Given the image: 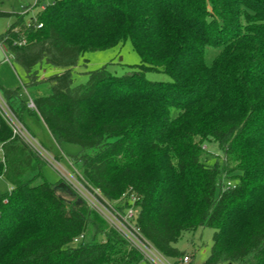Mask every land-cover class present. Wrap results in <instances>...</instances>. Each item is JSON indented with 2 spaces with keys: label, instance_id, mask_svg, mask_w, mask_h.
<instances>
[{
  "label": "trees",
  "instance_id": "1",
  "mask_svg": "<svg viewBox=\"0 0 264 264\" xmlns=\"http://www.w3.org/2000/svg\"><path fill=\"white\" fill-rule=\"evenodd\" d=\"M0 17H15L0 44L28 85L50 87L35 109L18 90L2 89L5 101L29 130L36 118L58 145L81 148L70 160L88 188L122 213L135 207L139 232L167 258L186 255L183 234L211 228L202 264H264V0H53L28 24ZM128 40L137 70L104 66L74 85L81 55ZM207 48L219 50L211 65ZM157 71L170 80L146 77ZM213 144L222 166L208 165ZM0 145L12 188L0 193V264L145 262L74 191L56 190L1 113Z\"/></svg>",
  "mask_w": 264,
  "mask_h": 264
},
{
  "label": "rangeland",
  "instance_id": "2",
  "mask_svg": "<svg viewBox=\"0 0 264 264\" xmlns=\"http://www.w3.org/2000/svg\"><path fill=\"white\" fill-rule=\"evenodd\" d=\"M53 0H0V11L12 14H22L25 16V22L28 24L32 19H35L38 13L43 7L51 4ZM15 17H0V36L4 34L9 26L13 24ZM219 50L214 48H207L206 61L211 65L215 59V56ZM11 58L10 61H6V58ZM140 55L133 49L130 40L126 41L119 46L108 49L105 51L87 52L81 55L78 60V64L74 69L75 82L74 85L84 84L88 81V72L100 69L106 66L109 72L113 75L122 76L138 69L141 65ZM46 66H43L40 74L43 75L42 79L49 77L52 74L51 69L45 71ZM146 77L151 81H169L170 77L162 72H148ZM0 80H3L2 84H7L10 88L15 87L20 92V96L27 102L30 99H35L40 94H48L50 87L47 83H41L36 86H29L28 78L25 69L16 63L9 53H5L3 47L0 44ZM2 89L0 88V91ZM0 95L3 94L0 92ZM178 114L176 109L172 110V116L175 117ZM25 120V119H24ZM29 127L26 128L30 131V134L34 139L42 146L43 150L48 153L49 156L56 159L50 160L44 158L45 166L43 168L44 177L52 182L56 183L60 180L61 183L66 184L70 189H74L73 185L63 177L64 170L72 171L71 156L78 154L81 148L72 144L58 145L50 135L44 124L36 119L32 118L29 122ZM26 125V124H24ZM204 150L209 153L208 165L214 167L216 165H223V156L220 149L216 144L206 145ZM46 157V156H45ZM77 172L74 174L75 178L80 180V171L78 166H74ZM228 181H224L225 185ZM9 183L1 178L0 179V193L10 190ZM214 230L211 228L199 229L194 233H185L182 238L175 244V247L185 252L191 259L190 264H202L210 255L211 247L213 244ZM173 261H177L174 260ZM142 264H148L143 262Z\"/></svg>",
  "mask_w": 264,
  "mask_h": 264
},
{
  "label": "built area",
  "instance_id": "3",
  "mask_svg": "<svg viewBox=\"0 0 264 264\" xmlns=\"http://www.w3.org/2000/svg\"><path fill=\"white\" fill-rule=\"evenodd\" d=\"M41 27V25L39 26ZM25 41H21L19 44H24ZM2 46V45H1ZM5 53H9L4 46H2ZM10 54V53H9ZM10 57L13 56L10 54ZM11 58H6V61H10ZM28 107L30 109H35L34 100L30 99L28 101ZM0 113L8 123L11 128L14 137H17L28 145H30L35 151H37L45 159L49 157L50 160L56 161L48 155L46 151L43 150L42 146L34 139L30 134V131L26 128L24 123L18 118V116L13 112L11 107L5 101V99L0 95ZM46 156V157H45ZM57 162V161H56ZM0 164L5 165V153L3 150V145H0ZM72 171L68 172L64 170L63 177L70 182L74 191L82 200H84L92 209L99 213L113 228H115L134 248H136L143 256V259L148 264H190V257L185 255L184 257L173 261V259L165 257L160 251H158L153 244L146 240L139 229L136 226V208L132 207L125 213H122L115 209V207L109 203L99 191L88 188L83 180L75 178V169L73 163L71 162ZM10 190L12 188L10 187ZM134 199V197H132ZM135 200V199H134ZM78 242V239L75 240Z\"/></svg>",
  "mask_w": 264,
  "mask_h": 264
},
{
  "label": "water",
  "instance_id": "4",
  "mask_svg": "<svg viewBox=\"0 0 264 264\" xmlns=\"http://www.w3.org/2000/svg\"><path fill=\"white\" fill-rule=\"evenodd\" d=\"M56 190L64 192L66 195L70 197H74V192L72 191V189H70V187L64 183H61L60 185H58L56 187Z\"/></svg>",
  "mask_w": 264,
  "mask_h": 264
},
{
  "label": "crops",
  "instance_id": "5",
  "mask_svg": "<svg viewBox=\"0 0 264 264\" xmlns=\"http://www.w3.org/2000/svg\"><path fill=\"white\" fill-rule=\"evenodd\" d=\"M2 82H3V80H0V88L1 89H7V90H16V88L15 87H12V88H10V86H8L7 84H2ZM1 93H2V91H0ZM42 95H45V94H40L39 96H42ZM38 96V97H39ZM2 97H3V95H2ZM4 98V97H3ZM37 98V97H36Z\"/></svg>",
  "mask_w": 264,
  "mask_h": 264
}]
</instances>
